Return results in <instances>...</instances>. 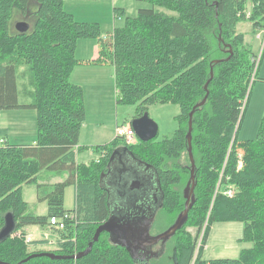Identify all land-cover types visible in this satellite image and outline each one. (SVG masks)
<instances>
[{
    "label": "trees",
    "instance_id": "1",
    "mask_svg": "<svg viewBox=\"0 0 264 264\" xmlns=\"http://www.w3.org/2000/svg\"><path fill=\"white\" fill-rule=\"evenodd\" d=\"M137 1L148 2L151 7L139 8L135 16H126L125 26L104 35L99 23L75 20L65 10L64 0H0V109H32L37 113L34 143L15 144L6 137L0 142V232L8 213L16 221L13 233L0 239L1 261L17 264L32 254L46 252L30 247L46 240L27 242L28 234L22 229L50 226L52 216L74 212L76 218L67 220L64 229L54 228L61 234L58 249L47 250L68 257L38 256L22 264H124L127 259L137 264L125 247L110 239L99 246L100 238L109 235L107 232L100 235L89 253L72 257L87 249L97 228L110 216L108 196L100 185L108 161L93 173L90 168L101 164L106 153L110 158L113 145L123 144L116 138L110 145L96 146L101 151L96 162L76 160L86 107L83 87L72 83L70 76L83 63L112 65L121 95L117 101L138 104L137 117L153 104L180 106L179 129L172 137L155 142L160 146L147 150V157L139 155L137 149L152 140L127 146L135 156L156 167L165 195L162 210L172 214L179 211L177 216L186 201L178 190L183 171L178 170L181 167L177 163L184 152L189 157L190 113L207 96L204 105L195 109L191 134L193 156L201 155L197 162L203 166L201 170L206 169L195 176L200 181L208 180L206 200L201 204L197 201L196 181V201L190 211L200 205L214 217L209 225H205L204 216L196 218V236L190 239L186 234V241L176 244L178 264H253L256 248L264 251V204L254 205V199L260 201L264 194V118L255 139L238 140L251 84L256 81L257 71L254 80L252 77L257 57L237 28L240 22L249 21L254 30L264 32V0ZM114 13L125 15L120 8H114ZM18 17L29 23L26 32L16 29L19 21L13 27ZM81 39L98 41L97 58L76 57ZM45 169L56 171L57 176L67 173L68 177L44 192L39 176ZM24 184L37 185L38 199L48 203L47 215L28 213ZM70 185L76 188V205L68 211L64 199ZM217 185L220 190L213 201ZM230 185L238 188L231 197L225 194ZM214 221L242 222L243 240L252 246L243 249L236 259H204L203 248ZM204 226L205 242L197 251Z\"/></svg>",
    "mask_w": 264,
    "mask_h": 264
},
{
    "label": "rangeland",
    "instance_id": "2",
    "mask_svg": "<svg viewBox=\"0 0 264 264\" xmlns=\"http://www.w3.org/2000/svg\"><path fill=\"white\" fill-rule=\"evenodd\" d=\"M115 7H123L125 9V15L114 16ZM145 7H151V4L137 0H64L65 10L72 13L75 20L97 23L99 22L104 35L110 34L115 28L125 26L126 16L133 17L137 14L139 8ZM19 20H21L19 17L14 19L13 27H15L16 22ZM237 28L239 33L247 35V42L249 43L253 53L256 55V57L260 56V60L262 61L260 68L258 67L259 74L256 76V81L251 84V92L249 94L248 103L243 116V122L238 134L239 141H247L257 137L261 121L264 118V32L261 34V37H259V30H254L252 23L249 21L240 22ZM84 40L85 41L83 42H88V45L86 44L81 46L83 50L82 55H90V42H96V39ZM84 64L85 63L82 65ZM90 65L93 64H89L88 67L96 66ZM101 70L103 72L105 81L103 82L101 79L97 80L92 86L93 89H98L96 92L103 98L105 96L107 101L98 97L96 104H93L90 97H84L86 120L80 133V144L82 146L81 149L76 148V160L79 163L90 164L92 162L98 161L101 158V151L96 150V146L106 144L110 145L117 137V127L131 125L132 120L137 117L138 104L119 103L117 100L121 95L116 90L115 82L113 84L107 83L112 71L111 66H104V68ZM256 70L258 71V69ZM107 89L109 92V97H107ZM20 99L21 101H24V98L20 97ZM244 107L245 105H243L242 110ZM180 111V106L174 103L153 104L148 107L147 113L149 114L150 118L158 124L159 130L157 136L152 140L154 142L151 141L146 145H141L140 148L137 149L139 155L142 157H147V150H151L157 146H160V144H156L155 142H162L164 139L172 137L177 132L179 129V122L177 118L180 114ZM36 115V111L32 109H0V142L4 137H9L10 141L15 144L32 143L33 137L35 138L37 135ZM140 141L141 140H139L138 143L139 145L141 143ZM86 145L89 147H85ZM114 148L115 146L113 145L111 149L113 150ZM108 158L109 153H106L103 157L102 163L95 164L92 168H90V171L93 170V173L94 171H98L99 169L103 168L105 162L107 164ZM193 158L195 162L194 168L192 167V163L188 157V154L185 152L177 163L181 167L178 168V170H180V172L181 170L183 171L181 173L182 184L178 188L181 196L183 197V201L186 200L184 192L188 187L189 181L191 180L192 171L196 177L198 174L206 172L205 168L201 170L203 166L197 162L201 159V155H194ZM173 163L174 162L170 161V166H173ZM56 173V171L50 169H45L41 172L39 176V182L44 184V186L41 187L44 192L51 191L53 189L51 185L56 180L59 181ZM247 173L251 175L250 171H247ZM67 176V173L61 174L60 181L66 180ZM49 180L50 184H47ZM196 181L199 184V187L196 188L195 192L196 198L199 204H201L202 200H206L204 194L206 189L205 184L208 180L206 181V179H203V181H200V179H196ZM218 183H220V180ZM230 188L233 190V195L238 193V188L236 186L230 185ZM261 195H263V197H260V201H256L254 199V205H256V207H259V204L261 203L264 204V194L261 193ZM23 198L28 203V213L40 216L48 214V203L47 201H40L38 199V190L36 184L23 185ZM214 198L215 195H213V201ZM75 205L76 188L74 185H70L65 190L64 208L65 210L69 211L74 209ZM184 209L182 210L184 211ZM194 210L195 211H189V219L186 221L187 226L182 231L179 230L175 236L170 237L164 242L161 241L160 244L152 247V250L156 252V255L154 256L156 258L151 260L152 264H174L173 254L174 250L176 249V244L185 242L187 239L185 236L186 234L190 237V239L194 238L197 234V228L194 225L196 218L204 216L205 223L207 224L208 222L209 225V222H211L212 218L214 217V213L209 214L206 212V210H202V206L200 205H198L197 208L195 207ZM176 213L178 214L179 211ZM177 214L167 213L162 209H159L157 219L154 225L151 227L149 234L151 236H155L166 231L177 219ZM262 220L264 221V216ZM204 230L205 226L198 236L197 251H199V248H203L206 235ZM22 231L30 235L32 234L34 241L46 240L45 243L41 244L32 243L30 245L31 249L42 248L44 251H47L51 249H58L59 247L58 240H60L61 234L58 230L51 228L48 225L27 226L24 227ZM261 234L264 236V231L261 232ZM243 237L244 226L242 222L214 221L210 226L209 235L206 240V246L203 248V258L206 260L219 258H238L243 249L252 246L251 242L243 240ZM105 240L106 242H109V235H104L100 238V242L102 243L99 242V246L106 244ZM175 254L177 256V253ZM125 259H127V257ZM252 261L253 264H264V251H261L259 247H257L252 253ZM124 264L132 263L127 259Z\"/></svg>",
    "mask_w": 264,
    "mask_h": 264
},
{
    "label": "water",
    "instance_id": "3",
    "mask_svg": "<svg viewBox=\"0 0 264 264\" xmlns=\"http://www.w3.org/2000/svg\"><path fill=\"white\" fill-rule=\"evenodd\" d=\"M29 27L30 25L26 21H19L16 24V29L20 32H26L29 29ZM206 99H207V96L204 98V100L201 103L194 106L193 110L190 113L189 131L187 134V138H188V144H189V158H190L193 168L195 166V162H194L192 146H191V140H192L191 134H192V125H193L192 119H193L195 109L197 107L204 105ZM131 126L135 130L137 137L143 142H148L150 140H153L157 136L158 130H159L158 124L153 119L150 118L147 112H145L142 116L136 117L135 119H133L131 122ZM124 151L130 152L129 159H131V161L124 160L125 157L122 154ZM115 161L116 162L118 161V163L116 164ZM134 162L143 163L145 164L146 168L154 167L152 164L145 162L144 160L143 161L137 160L135 154L133 153V151L129 149V147L121 146V145L115 147L108 161L107 170L103 171L100 177L101 187L108 192L110 216L104 223H102L97 228L93 241L89 243V246L87 247V249H85L80 254L73 255L72 256L73 258H80L81 256L89 253L92 250L94 242L98 241L102 233L107 232L109 234L110 241L115 245H120L122 247H125L127 251L129 252L130 256L132 257V259L134 260V262H136L137 264H148L147 261L150 259V257H154L156 253H153L150 256H147L146 253L148 252V249L145 247L153 246L157 244L159 241H162V242L166 241L170 237L174 236L176 232L185 225L188 219L189 211L194 206L195 201H196L195 195H194V190L196 187V182H195L196 177L193 171L191 173V180L189 181L188 187L186 188L184 192V195L186 197L184 211L178 215L175 222L166 231L160 233L159 235L151 236L149 234V231L155 220L156 211L153 209H147L145 205H136V206L128 207L129 215L127 217L120 218V216L114 213L116 207H114L113 209L111 206V203H110L111 194L109 193L107 187H104L105 181H107V178L109 177V175H111V172L114 171V168H113L114 164L115 166L121 165L127 168V172L125 173V175L123 176L121 175L120 177H118V179L121 182L122 181L128 182L132 180L131 185L134 183L133 189L139 190L141 187L139 183V179H136L135 177H133L134 172H135ZM155 184L159 190L158 195L159 196L163 195L164 197L165 195L161 187V182H160L158 171H157V174H155ZM134 194H137V193H134ZM129 195L131 199H133L131 194ZM161 203H162L161 205H163V200ZM155 208L157 209L158 207H155ZM132 214H136V216L134 217L132 216ZM15 227H16V221H15V218L13 217V214L8 213L5 217V225L0 232V239L7 238L8 236H10L13 233ZM128 237H130V239ZM175 253H176V249L174 250L173 258H174V264H178V259ZM38 256L39 257L47 256L51 259H62V258L68 257L65 255L55 254L53 252L46 251V252H39V253L32 254L28 258H26L25 260L17 264H22V262H25L32 257L35 258ZM141 260H143V263L141 262ZM0 264H11V263L3 262L0 260Z\"/></svg>",
    "mask_w": 264,
    "mask_h": 264
},
{
    "label": "flooded vegetation",
    "instance_id": "4",
    "mask_svg": "<svg viewBox=\"0 0 264 264\" xmlns=\"http://www.w3.org/2000/svg\"><path fill=\"white\" fill-rule=\"evenodd\" d=\"M120 145L125 146L124 144H121V143H120ZM120 145H118V146H120ZM129 153H130L129 151L128 152L124 151L122 153L125 157L124 160L131 161V159H129V157H130ZM136 158L139 161L142 160L137 156H136ZM115 163L117 164L118 161L117 162L115 161ZM134 165H135V172H134L133 177H135L136 179H139V183L141 185L139 190L133 189L134 183L131 185L132 180L128 181V182H123V181L121 182L118 179V177H120L121 175L122 176L125 175V173L127 172V168L124 166H121V165L115 166V164L113 167L114 171L111 172V175H109V177L107 178V181H105L104 187H107L109 193L111 194V201H110L111 206L113 209H114V207H116L114 213L117 214L118 216H120V218L127 217L129 215L128 207H132V206H136V205H145L147 207V209H153L156 211L155 220L152 224V226H153L156 219H157V215H158V211H159L157 209L163 208V205H161L162 200L164 203V199H163L164 197H163V195L162 196L158 195L159 190L155 184V174H157L158 170L156 169L155 166L153 168L152 167L146 168L145 164L139 163V162H134ZM106 170H107V168H106ZM135 182H137V181H135ZM105 192L107 193V196H108V192L106 190H105ZM134 193H137V194H134ZM129 194H131L133 199H131ZM160 198H161V200H160ZM155 207H158V208L156 209ZM132 216L135 217L136 214H132ZM128 238L130 239V237H128ZM160 242L161 241H159L157 244H155L153 246H146L145 247L148 249V252L146 253L147 256H150L151 254H153L152 252H154V251L152 250V247H155L156 245L160 244ZM149 250H151V251H149ZM154 253H156V252H154ZM142 256H144V255H142ZM154 258H156V257H150V259L147 261L148 264H152L151 260H154ZM141 262L143 263V260H141Z\"/></svg>",
    "mask_w": 264,
    "mask_h": 264
},
{
    "label": "crops",
    "instance_id": "5",
    "mask_svg": "<svg viewBox=\"0 0 264 264\" xmlns=\"http://www.w3.org/2000/svg\"><path fill=\"white\" fill-rule=\"evenodd\" d=\"M115 8H120V9H123L124 11H125V9L123 8V7H115ZM67 11V10H66ZM68 12V11H67ZM68 13H70V12H68ZM72 14V13H71ZM116 14L114 13V16H115ZM117 16V15H116ZM121 16V15H120ZM89 22V21H88ZM99 23V22H98ZM263 30H260V31H258L259 32V34H258V36L259 37H261V32H262ZM246 36L247 35H244L243 34V39H244V43H247L248 45H249V43L247 42V38H246ZM93 40H95V39H93ZM80 41H82V42H80ZM83 41H85L84 39H81V40H79L78 41V44H77V48H76V51H75V55H77L76 57L78 58V59H80V60H92V59H95V58H97L98 57V54H99V45H98V41L96 40V42H93V41H91L90 42V46H91V53H90V55H82L83 53V50H82V48H81V46H83V45H86L88 42H83ZM88 45V44H87ZM251 48V47H250ZM262 63V61L260 62V64ZM260 64H259V68H260ZM88 65L89 64H84V65H77L74 69H73V71H72V73H71V76H70V81L72 82V83H74V84H76V85H80V86H82L83 87V89H84V96H87V97H90L91 98V100H92V102H93V104H96V102H97V100H98V97H100L101 99H105L106 100V98H105V96H104V98L102 97V96H100L96 91L98 90V89H93V84L97 81V80H102L103 82L105 81L104 80V77H103V72H102V68H104V66H111V69H112V71H111V75L109 76V78H108V81H107V83H114L115 82V79H114V67L112 66V65H96V66H93V65H90V66H93V67H88ZM259 68H258V71H257V74H259L258 72H259ZM261 78V77H260ZM115 87H116V85H115ZM117 90V89H116ZM107 97H109V92H108V89H107ZM107 101V100H106ZM84 125V124H83ZM36 137H37V135H36ZM36 137L34 138L33 137V140H32V143H34L35 142V140H36ZM9 141H10V139H9V137H6ZM80 139H81V137L79 138V148L81 149V144H80ZM140 139L138 138V141H139ZM10 142H12V141H10ZM23 142H26V141H23ZM31 144V143H30ZM85 147H89V146H85ZM91 147H94V146H91ZM115 149V148H114ZM113 149V150H114ZM93 151V150H92ZM60 176L61 175H59V176H57L58 178H59V181L58 180H56L54 183H56V182H60ZM68 177V176H67ZM27 236H30L31 238H32V240H34V237L32 236V234L30 235V234H28ZM42 249V248H41ZM51 250H53V249H51Z\"/></svg>",
    "mask_w": 264,
    "mask_h": 264
},
{
    "label": "built area",
    "instance_id": "6",
    "mask_svg": "<svg viewBox=\"0 0 264 264\" xmlns=\"http://www.w3.org/2000/svg\"><path fill=\"white\" fill-rule=\"evenodd\" d=\"M256 66L255 70L253 72V77L252 80H254L255 75H256V69L258 68V64L260 61V56L256 58ZM116 134L118 139H120L125 146H132L138 143V137L136 135L135 130L131 125L127 126H121L117 127L116 129ZM241 166V164H240ZM220 188L219 185L216 187L214 195H216L219 192ZM228 196H233V190L232 188L227 190L225 192ZM76 218V214L74 212H66L62 217H57V216H52L50 218V226L53 228H59V229H64L66 227L67 220H74ZM206 225V223H205ZM32 238L30 236H26V241L29 242L31 241Z\"/></svg>",
    "mask_w": 264,
    "mask_h": 264
}]
</instances>
